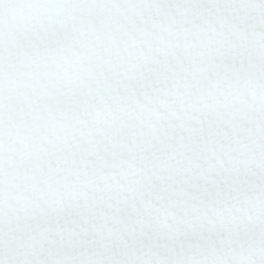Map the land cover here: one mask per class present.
Instances as JSON below:
<instances>
[{
  "label": "snow or ice",
  "instance_id": "6c2138e0",
  "mask_svg": "<svg viewBox=\"0 0 264 264\" xmlns=\"http://www.w3.org/2000/svg\"><path fill=\"white\" fill-rule=\"evenodd\" d=\"M0 264H264V0H0Z\"/></svg>",
  "mask_w": 264,
  "mask_h": 264
}]
</instances>
